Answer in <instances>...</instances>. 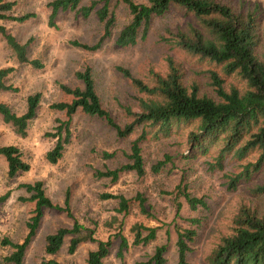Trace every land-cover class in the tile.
<instances>
[{"label":"rangeland","instance_id":"obj_1","mask_svg":"<svg viewBox=\"0 0 264 264\" xmlns=\"http://www.w3.org/2000/svg\"><path fill=\"white\" fill-rule=\"evenodd\" d=\"M14 2V16L28 13L36 18L25 23L1 21L9 33L21 44L29 43L30 60H39L43 69H35L29 64L17 61L12 51L0 35V70L12 68L14 71L6 78V83L18 91L0 92V103L7 104L17 115L27 109V98L40 94L41 103L37 116L29 124L26 137L16 135L11 125L3 122L0 116V145L16 146L23 160L31 169L20 172L16 177L8 176V164L0 155V196L9 193L8 199L0 205V264L12 253V249L2 246L4 239L21 243L27 237V224L33 216L35 203L26 201L29 194L21 187L41 181L46 195L57 205L65 207L69 196L70 210L67 213L45 210L37 234L28 248L24 264H41L54 260L58 264H86L90 251L97 244L81 245L75 254L68 253L70 238L56 256L45 253L46 237L60 228H71L74 219L80 224L96 231L97 240L106 241L122 231L129 241V249L123 260L117 256L119 244L114 239L110 256L106 264H135L147 261L153 256L155 248L167 245V264H177V230L194 227L198 231L195 242L188 254L190 264H204V260L220 244L222 237L232 233L234 218L242 205H247L259 212H264V192L256 191L264 184V173L254 180L242 183L236 190H229L226 173L240 172L234 163L224 171L210 170L209 162L217 150L213 148L207 156L196 160L185 159L189 153L188 135L191 128H185L169 139L141 142L142 155L147 175L138 178L134 172H123L117 182L100 179L97 171L116 170L130 163L128 156L132 142L140 136V131L127 138H119L116 131L106 121L90 117L81 111L76 112L70 121V141L66 145L63 158L56 164L48 162L46 155L57 143L61 124L69 119L65 112L52 108V105L72 102V97L65 94L61 86L83 88L76 73L91 69L102 105L120 126H125L131 119L124 108L139 111V100L147 99L118 70L125 68L138 79L152 84L153 73L166 75L168 58H172L182 69L187 86L198 85L200 93L213 94L210 72L221 77L222 67L208 60L193 56L175 45L173 35L179 28H185L191 17L184 11L172 8L167 14L156 17L144 40L130 47H119L116 40L121 30L130 23L132 16L123 0H83L81 7L97 5L88 18L76 12L60 11L50 25L51 8L48 4L54 0H4ZM108 3H107V2ZM137 4H147L149 0H133ZM232 5L237 10L258 7L264 21V0H218ZM108 5L116 22L112 36L106 39L100 49L86 51L74 46L73 42L95 46L103 34L104 24L96 11ZM226 86L244 87V83L235 76L225 77ZM65 136V133L63 134ZM106 154H115L112 158ZM166 156L171 159L158 174L151 172V167L164 162ZM255 158V157H251ZM254 160V159H252ZM179 186L193 198L205 201L207 208L190 209L185 198L178 190ZM114 194L135 200L130 215L115 212L117 201L103 200V194ZM138 196L146 201L147 215L140 213L137 206ZM117 216L118 220L113 218ZM200 221L196 224L192 221ZM122 223V224H121ZM158 228L157 239L146 246H133L131 228L134 224Z\"/></svg>","mask_w":264,"mask_h":264},{"label":"trees","instance_id":"obj_2","mask_svg":"<svg viewBox=\"0 0 264 264\" xmlns=\"http://www.w3.org/2000/svg\"><path fill=\"white\" fill-rule=\"evenodd\" d=\"M83 0H54L48 4L51 8L49 23L54 21L60 11L76 12L88 18L97 5L93 2L89 7H81ZM107 2V1H106ZM127 5L132 19L119 33L116 45L122 48L135 46L139 40L146 39L152 22L172 8L184 11L192 21L187 22L185 28H179L173 35V42L187 53L208 60L222 67L225 77L235 76L244 83V87L226 86L225 77L216 72H210L213 94L200 93L198 85L189 87L184 82V74L179 65L168 58V72L166 75L153 73L152 84H147L135 78L125 68L117 70L147 99L139 100V111L134 112L130 107L124 111L131 119L125 126H120L112 115L104 109L98 95L91 69L76 73V78L83 84V88L61 86L62 91L71 96L70 103H57L53 109L63 111L68 121L61 124L54 148L46 155L48 162L56 165L64 156L66 145L70 141V121L73 115L81 111L90 117H96L107 122L116 131L119 138H127L140 131V136L132 142L128 159L130 163L116 170L97 171L100 179H110L117 182L123 172H134L138 178L147 175L141 142L151 139L161 141L169 139L185 128H191L188 135L189 153L185 159L196 160L199 156H207L211 149L217 148L211 155L210 170L224 171L231 163L240 172L226 173L229 179V190H236L245 182H250L260 173H264V21L258 7L248 10H237L232 5L218 0H149L147 4H137L133 0H123ZM108 3V2H107ZM14 2L0 0V22L13 21L25 23L36 18V14L28 13L14 16ZM99 20L104 24V34L95 46H88L73 42L76 47L86 51L100 49L102 43L112 36L115 26V16L106 4L96 11ZM0 35L5 39L8 48L17 61L29 64L35 69H43L39 60H30L28 56L29 43L21 44L8 30L0 24ZM12 68L0 70V92L18 90L6 83V78L13 72ZM41 103V95L34 94L27 98V109L22 115H17L5 103H0V116L3 122L11 125L16 135L24 138L29 124L37 116ZM65 133V136L63 134ZM0 155L4 156L8 164V176L16 177L20 172H29L30 165L23 160L21 150L16 146H1ZM115 154H106L112 158ZM255 157V158H251ZM166 156L164 162H158L151 167L153 174H158L170 161ZM254 159V160H252ZM30 195L26 201L35 203L33 216L27 224L28 234L21 243L4 239L2 246L13 251L4 258V264H24L28 248L33 242L41 225L45 210L67 213L70 210L69 196L65 207L55 204L47 195L44 184L37 181L34 184H23ZM179 186L182 195L190 209L196 211L199 207L207 208L204 200L191 197L185 188ZM257 192H264V184L256 188ZM9 197V193L0 196V205ZM103 200L117 201L115 212L130 215L134 208V201L124 196L103 194ZM140 202L137 209L143 215L149 214L145 207V200L138 196ZM114 221L118 218L115 216ZM199 224L200 221H192ZM122 224V223H121ZM158 228L134 224L131 228L133 246H146L157 239ZM198 235L194 227L177 230L176 248L177 264H190L188 254L191 245ZM70 238L68 253L73 255L78 248L86 243H95V250L89 252L86 264H106L110 256L114 239L120 242L117 256L123 260L129 249V241L122 231L106 241L97 240L96 231L80 224L76 219L71 228H60L46 237L45 253L56 256ZM167 245L155 248L154 254L147 261L135 264H167ZM41 264H58L54 260L43 261ZM204 264H264V212L242 205L234 218L232 233L222 237L220 244L206 256Z\"/></svg>","mask_w":264,"mask_h":264},{"label":"crops","instance_id":"obj_3","mask_svg":"<svg viewBox=\"0 0 264 264\" xmlns=\"http://www.w3.org/2000/svg\"><path fill=\"white\" fill-rule=\"evenodd\" d=\"M15 133V132H14Z\"/></svg>","mask_w":264,"mask_h":264}]
</instances>
